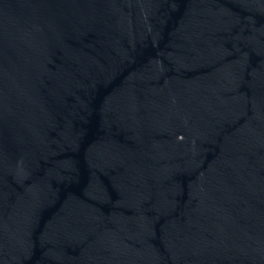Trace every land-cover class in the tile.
<instances>
[{
  "label": "water",
  "instance_id": "95a60500",
  "mask_svg": "<svg viewBox=\"0 0 264 264\" xmlns=\"http://www.w3.org/2000/svg\"><path fill=\"white\" fill-rule=\"evenodd\" d=\"M0 264H264V0H0Z\"/></svg>",
  "mask_w": 264,
  "mask_h": 264
}]
</instances>
